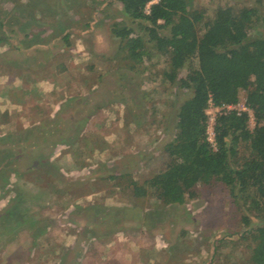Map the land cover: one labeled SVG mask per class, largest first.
<instances>
[{"label": "rangeland", "instance_id": "374dc122", "mask_svg": "<svg viewBox=\"0 0 264 264\" xmlns=\"http://www.w3.org/2000/svg\"><path fill=\"white\" fill-rule=\"evenodd\" d=\"M192 4L264 16V0ZM113 23L141 35L150 59L129 68ZM141 23L118 0H0V264H251L222 185L182 204L131 188L164 167L190 94L162 79Z\"/></svg>", "mask_w": 264, "mask_h": 264}, {"label": "trees", "instance_id": "16d2710c", "mask_svg": "<svg viewBox=\"0 0 264 264\" xmlns=\"http://www.w3.org/2000/svg\"><path fill=\"white\" fill-rule=\"evenodd\" d=\"M118 1L130 19L142 22L147 42L163 58L162 79L190 93L163 146L164 167L141 184L130 181L134 194L149 192L163 204H182L199 185H222L240 214L238 238L247 242V262L264 264V33L252 34L264 16L256 6H217L208 16L192 0ZM134 32L123 23L111 26L131 69L151 56ZM242 92L253 128L247 111L218 112L211 142L209 102L236 104Z\"/></svg>", "mask_w": 264, "mask_h": 264}, {"label": "built area", "instance_id": "2783aa9c", "mask_svg": "<svg viewBox=\"0 0 264 264\" xmlns=\"http://www.w3.org/2000/svg\"><path fill=\"white\" fill-rule=\"evenodd\" d=\"M211 109L215 110L217 113L218 112H227L230 110H236L238 112L239 111H247L249 113L250 117L252 116L251 111L244 105V102L243 103L238 102L236 104H223L222 106H213L212 103L209 102V106H208V109L206 110V113L208 114V111ZM214 118H215V116H209L208 115V123L214 122ZM207 135H208V139L212 142L213 131H212V133H209L207 130Z\"/></svg>", "mask_w": 264, "mask_h": 264}, {"label": "crops", "instance_id": "0c3cea01", "mask_svg": "<svg viewBox=\"0 0 264 264\" xmlns=\"http://www.w3.org/2000/svg\"><path fill=\"white\" fill-rule=\"evenodd\" d=\"M1 112V111H0Z\"/></svg>", "mask_w": 264, "mask_h": 264}]
</instances>
